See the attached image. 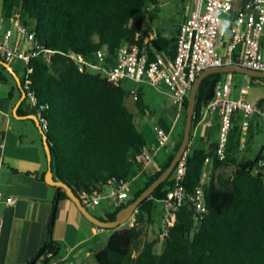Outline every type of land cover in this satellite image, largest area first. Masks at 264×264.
Instances as JSON below:
<instances>
[{
  "label": "trees",
  "instance_id": "obj_1",
  "mask_svg": "<svg viewBox=\"0 0 264 264\" xmlns=\"http://www.w3.org/2000/svg\"><path fill=\"white\" fill-rule=\"evenodd\" d=\"M160 4V0H0L5 21L13 19L34 30L35 43L55 51L48 62L42 56L32 58L27 66L30 72L26 79L21 77V83L24 88L27 81L47 122L43 132L55 179L71 187L80 199L110 179L134 178L140 170L136 157L146 144L134 113L126 105L130 94L122 84L115 86L98 74L81 73L63 53L92 56L106 49L114 55L123 44L144 47V40L150 38L145 30L147 21L159 11ZM177 33L170 37L156 34L145 45L149 56L163 52L173 57ZM221 76L211 75L202 82L193 125L200 120L211 82H221ZM0 81L6 82L2 74ZM134 106L141 115L148 112L141 93ZM187 106L188 97L183 109L185 121ZM17 114H23L20 108ZM249 139L247 133L246 144ZM180 143L170 151L166 163L145 175L143 186L130 194L128 204L161 175ZM208 160L213 168L204 189L207 214L195 226V207L187 198L166 229L163 251H156L159 240L145 241L133 264H264V166L258 165L264 161V146L255 160L241 161L233 160L228 152L219 158L217 144L208 151L190 150L183 182L189 197L199 186ZM226 162H233L235 168L232 178L222 183L219 170ZM40 180L45 181V173ZM171 185L172 175L138 207L128 223L109 229L112 236L107 246L95 255L98 264H131L144 226L154 218L155 202L165 199ZM65 199L61 193L58 200ZM127 205L99 218L113 221ZM55 219L54 207L49 239L28 264H36L40 258L42 264H50L57 256L60 244L50 236Z\"/></svg>",
  "mask_w": 264,
  "mask_h": 264
},
{
  "label": "built area",
  "instance_id": "obj_2",
  "mask_svg": "<svg viewBox=\"0 0 264 264\" xmlns=\"http://www.w3.org/2000/svg\"><path fill=\"white\" fill-rule=\"evenodd\" d=\"M233 10L234 0H195L190 16L178 28L176 53L173 57L162 52L155 53L151 58L145 47L153 39L151 36L144 40V47L141 48L137 43L123 44L114 55H110L106 49L98 50L92 56H84L73 51L63 53V55L72 61L81 73L98 74L115 86L121 85L125 80L139 85L148 84L155 89H158L160 84H164L179 116L183 113L185 100L196 78L204 70L237 64L244 68L264 72L262 51L264 0L248 1L235 15H233ZM10 21L14 22L13 19ZM1 25L2 20L0 19V27ZM226 38L229 40L222 51L221 47ZM237 50H239L238 56L234 59ZM54 54L55 51L44 49L36 44L34 30L20 23L0 33V58L9 64L15 61L22 62L25 79L30 72L27 66L32 58L42 56L48 62ZM24 90L26 101L35 109L40 126L43 131H46L47 122L42 117V108H37L35 94L29 89L27 81L24 84ZM231 93L230 80L218 82L212 97L206 104L207 112H217L220 117L217 142L219 158H224L226 155L233 115L241 112L244 119H250L253 115L262 113L258 105L246 101L247 86L240 88V95L237 99L232 98ZM129 94L135 103L140 96V91L134 88L129 91ZM155 130L156 143L150 148L143 149L136 157L140 165L138 174L131 180L110 179L101 188L81 198L84 206L92 208L108 200L114 211L128 204L131 184L139 175H151V166L158 151L170 144V132L160 127ZM3 146L4 142L0 139V149ZM187 153L176 165L172 173V185L162 201L163 223L166 229L187 198H190L195 207V226L207 214L204 193L207 184L205 178L202 177L191 197L188 196L183 184L187 172ZM258 165L263 167L264 161H259ZM14 203L15 199L4 198L0 192V205L12 206ZM1 222L2 217L0 216V228ZM166 229L161 235L162 238H164ZM36 264H42V258ZM50 264H62V262L53 259Z\"/></svg>",
  "mask_w": 264,
  "mask_h": 264
},
{
  "label": "crops",
  "instance_id": "obj_3",
  "mask_svg": "<svg viewBox=\"0 0 264 264\" xmlns=\"http://www.w3.org/2000/svg\"><path fill=\"white\" fill-rule=\"evenodd\" d=\"M248 1L250 0H234L233 15ZM0 19L4 26V30L1 29L0 33L11 28V25L18 24L16 21H5L1 13ZM228 40L226 38L223 41L222 51H224ZM262 51L264 55V32ZM11 69L16 73L12 64ZM0 74L6 79V82L0 81V139L4 142L3 148L0 149V192L4 198L15 199L12 206L0 205V216L2 217L0 264H28L37 256L49 239V225L57 193L55 187L40 180L41 175L46 174L47 171L43 135L35 122L27 118L29 115H36V111L25 100V103L18 107L23 114H14L15 106L21 99V92L14 77L6 68L4 70L0 66ZM19 78L21 79V76ZM220 79L222 82L231 81V97L234 99L239 97L240 88L247 86L246 101L261 108L262 113L256 115L264 114V84L259 83L256 78L240 73L225 74ZM126 81L128 80L122 82L123 87ZM135 84L125 90L129 92L136 88L142 94L141 87H134ZM157 90L168 97L174 120L169 126V130H165L171 133L170 144L158 151L151 166V174L160 165L167 162L170 151L181 142L184 131L177 130L182 114L178 116L177 108L172 104L167 87L160 84ZM128 99L131 100L130 97ZM143 99L146 103L144 96ZM146 105L148 107L147 103ZM240 118L244 120L242 113H235L232 123L235 124V129H239L240 136L244 137L243 146L238 145V147L240 150H245L247 148L245 135L249 133V126L254 123L252 124V121L251 124L249 121L240 123ZM219 131L220 117L218 113L207 112L205 105L201 109L200 120L193 125L188 152L193 149L210 150L218 142ZM140 132L143 135L146 148H150L156 143L155 129L140 130ZM227 152L229 155V148H227ZM159 156L161 163L157 160ZM232 158L241 161L235 157ZM212 168V160H208L203 173L206 182L209 180ZM234 168L233 162H226L221 167L219 174L223 179L222 183L232 178ZM225 171L230 173L227 178L224 177ZM138 179L145 180V174L139 175L136 180ZM105 209L103 207L102 211ZM103 215L105 216L106 213L101 217H104ZM50 236L60 244V250L55 260H60L62 264H75V260L81 258L82 264H98L95 255L105 249L112 232L89 222L69 199H65L59 201L56 206V219Z\"/></svg>",
  "mask_w": 264,
  "mask_h": 264
},
{
  "label": "rangeland",
  "instance_id": "obj_4",
  "mask_svg": "<svg viewBox=\"0 0 264 264\" xmlns=\"http://www.w3.org/2000/svg\"><path fill=\"white\" fill-rule=\"evenodd\" d=\"M159 11L155 16L147 21V26L145 30L148 34L155 38L156 34L161 33L165 37L174 36L177 33V30L180 24L184 21L185 18L189 17L193 8L195 0H160ZM223 17H225L223 15ZM15 25H11V28H14ZM4 26L1 25L0 30ZM12 66L15 68L18 76L22 77L24 71V64L19 61L12 63ZM124 88L127 90L130 89L134 83L131 81L124 82ZM134 87H141L142 94L145 98L146 103L148 104V112L145 115H141L135 108L133 102L128 99L126 105L131 112L135 115L136 124L139 130H154L155 127H160L164 130H169V126L173 122L174 114L169 106V100L166 95L155 89L154 87L148 84H135ZM189 95V94H188ZM27 104L29 105L28 101ZM177 130H184L185 126V116L184 112L180 117ZM250 122L252 124L249 126L250 139L245 150H240L238 145L243 146V138L240 136V131L238 128L235 129V124L232 123L231 131L229 134L227 148H229V155L235 157L237 160H255L262 150L264 144V114L254 115L250 119H241L240 123ZM239 143V144H238ZM227 153V151H226ZM158 162L161 163V157H158ZM229 171V170H228ZM228 171H225L224 177L230 174ZM144 179H138L131 184L130 194L136 192L144 184ZM105 207V211H102V208ZM88 210L95 215L96 217H101L104 213H110L113 211V207L110 201H103L99 206L88 208ZM154 218L152 222L145 224L143 229V234L134 248L132 253L131 264L135 259L138 251L142 248L145 241L157 239L159 244L156 247V251L161 253L164 249V242L162 234L165 232V225L163 223V205L162 202H155ZM104 216V215H103ZM130 264V263H129Z\"/></svg>",
  "mask_w": 264,
  "mask_h": 264
},
{
  "label": "water",
  "instance_id": "obj_5",
  "mask_svg": "<svg viewBox=\"0 0 264 264\" xmlns=\"http://www.w3.org/2000/svg\"><path fill=\"white\" fill-rule=\"evenodd\" d=\"M0 64L3 65L14 77L15 81L17 82V85L19 87V90L21 92V99L17 103L14 109V114H17L18 107L25 102L26 100V93L24 88L22 87L21 79L18 77V75L11 69V64L3 61L0 58ZM234 73H240L247 75L251 78H256L257 81L261 84H264V72L262 71H255L248 68H244L237 64H227L221 67H211L206 70H204L195 80L189 95H188V106L186 108V121L183 131V137L180 143V146L175 153L173 159L171 160L170 164L166 167V169L161 173V175L151 184L149 185L135 200L130 202L125 208L121 209L116 213L115 220L108 221V220H102L99 217H96L93 215L86 206L82 203L81 199L75 195L72 188L69 187L67 184L59 181L58 179H55L53 171H52V154L51 150L49 148L48 140L46 134H44L39 120L36 115H29L27 118L33 120L38 128H40V132L43 135V145L46 152L47 157V171L45 174V182L53 187H55L56 193H57V200L55 201V208L59 202L58 198L61 193H64L67 198L75 205L77 210L91 223L94 225L102 228V229H116L121 225H124L128 223L134 216L135 212L137 211L138 207L148 198H150L154 192L163 184L166 180H168L176 165L178 162L184 157V155L188 152V147L190 143L191 138V132L193 128V119L195 115V107L197 102V95L199 92V89L201 87L202 82L209 76L215 75V74H234ZM216 81H212L203 100V104L206 105L210 98L212 97L213 90L216 85ZM247 84V82H245ZM26 118V117H24ZM33 264V263H30ZM75 264H82L81 258H77L75 260Z\"/></svg>",
  "mask_w": 264,
  "mask_h": 264
}]
</instances>
